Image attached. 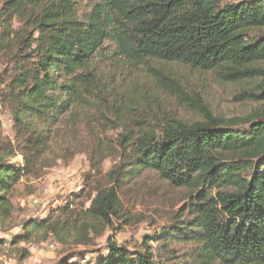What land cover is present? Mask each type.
Listing matches in <instances>:
<instances>
[{"label": "trees", "instance_id": "1", "mask_svg": "<svg viewBox=\"0 0 264 264\" xmlns=\"http://www.w3.org/2000/svg\"><path fill=\"white\" fill-rule=\"evenodd\" d=\"M253 30L264 31V0H103L82 19L72 0H3L0 103L14 140L0 130V224L12 217L11 195L22 179H37L50 166L59 126L73 114L74 122L94 93L90 67L104 42L130 62L176 63L239 84L264 78L257 67L264 62V35L252 38ZM249 98L264 103V85ZM243 122L233 127L236 122L205 114L202 121L167 124L160 135L120 134L112 149L117 163L103 188L91 187L100 168L90 158L93 175H86L88 191L81 197L89 205L70 202L55 217L25 221L13 245L41 235L88 246L90 235L126 218L120 195L149 170L186 190L190 202L158 236H145L139 250L108 240L95 264H166L155 261L148 245L160 240L194 245L206 264H264V111ZM84 259L69 255L63 264H88Z\"/></svg>", "mask_w": 264, "mask_h": 264}, {"label": "rangeland", "instance_id": "2", "mask_svg": "<svg viewBox=\"0 0 264 264\" xmlns=\"http://www.w3.org/2000/svg\"><path fill=\"white\" fill-rule=\"evenodd\" d=\"M76 16L84 18L91 8L103 0H72ZM235 4L241 0H219ZM3 0H0V7ZM15 27L19 25L15 23ZM264 35L253 30L250 37ZM5 58L0 57V72ZM264 70V62L257 64ZM96 79L94 93L84 108H80L60 127L50 152L49 167L39 178H24L11 195L14 207L9 222L0 224V264H63L69 255L76 260L95 264L98 256L106 255L108 240L129 251L139 250L145 236H158L190 202L184 189L172 188L152 171H143L125 186L120 198L125 219H112V225L102 235H90L88 246L68 243L61 245L52 237L37 235L29 244L13 245L16 228L29 220H40L48 214L82 202L88 188L86 175L90 158L100 168V176L91 187H105V175L117 160L112 149L120 134L130 131L153 132L160 135L167 125L177 122L202 121L208 114L233 127L264 111V103H255L249 97L260 95L264 78L239 84L220 81L213 72H201L176 63L157 60L130 62L117 54L115 45L104 42L103 50L92 58L90 67ZM0 130L2 138L14 140L8 109L0 103ZM96 145L101 147L97 156ZM104 158V156H106ZM104 159H103V158ZM95 158V159H94ZM21 161L18 157L14 160ZM35 199L37 205L31 202ZM22 232V231H21ZM149 247L155 261L166 264H206L194 245L167 240L151 241ZM218 264V263H214Z\"/></svg>", "mask_w": 264, "mask_h": 264}, {"label": "built area", "instance_id": "3", "mask_svg": "<svg viewBox=\"0 0 264 264\" xmlns=\"http://www.w3.org/2000/svg\"><path fill=\"white\" fill-rule=\"evenodd\" d=\"M34 206L38 204V201L33 199L32 202H31ZM21 233V228H16L15 231H14V235H18Z\"/></svg>", "mask_w": 264, "mask_h": 264}]
</instances>
